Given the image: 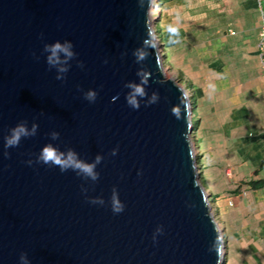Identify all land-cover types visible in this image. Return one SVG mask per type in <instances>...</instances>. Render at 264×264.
<instances>
[{
    "label": "water",
    "instance_id": "obj_1",
    "mask_svg": "<svg viewBox=\"0 0 264 264\" xmlns=\"http://www.w3.org/2000/svg\"><path fill=\"white\" fill-rule=\"evenodd\" d=\"M155 7L153 0H0V264H24L21 254L27 264L225 263V238L198 182L194 111L164 76ZM66 40L76 57L50 70L44 45ZM136 49L148 54L140 63ZM61 66L68 72L58 73ZM138 73L147 74L146 94L133 109L125 85H141ZM90 90L94 103L84 99ZM21 121L28 132L38 125L36 135L5 149ZM46 144L65 159L69 149L88 164L103 157L99 179L36 163ZM114 188L121 213L112 210Z\"/></svg>",
    "mask_w": 264,
    "mask_h": 264
},
{
    "label": "rangeland",
    "instance_id": "obj_2",
    "mask_svg": "<svg viewBox=\"0 0 264 264\" xmlns=\"http://www.w3.org/2000/svg\"><path fill=\"white\" fill-rule=\"evenodd\" d=\"M153 1L156 3L154 10L157 9L158 12L153 11V17L157 19L153 21L152 26L156 31L155 37L160 57L162 60L165 59L164 76L181 87L189 99L195 96L194 82L200 81L203 75H207L209 68L212 67L210 65L208 67L207 63L215 58L222 59L216 64L218 68H221V64L226 66L223 73L233 72L231 79H226L225 82L219 81L220 77L216 78L218 87L225 86L229 96L239 91L236 87L237 85L239 87L242 81H244L243 84H249L251 81L255 84L259 83L257 79L261 74L264 76V57H260V54L264 55V51L260 53L258 47L254 49L252 38L257 34V28H261L264 24V0H255L254 7H251V0ZM246 7L252 9L246 11ZM168 25L177 27L182 37L179 36L170 43L169 35L164 30ZM229 30L233 33L228 32L226 36ZM247 39L250 40V44H239ZM217 67L213 66L211 69L216 72ZM209 76L211 79L214 77L211 74ZM237 81H240L239 84ZM252 94L254 97L250 94H246L245 99L241 97L240 103H249L250 100V103H261L260 112L264 113V90H253ZM228 103L234 102L229 100ZM209 108L210 105L206 103H199L198 109L193 108L191 104V109L193 111L196 109L192 116L191 139L197 166L201 167L198 182L205 187L209 195L212 214L220 234L223 238L227 234L229 238L228 244L225 242L222 249L225 253L224 264H233L231 255L234 252V240L230 237V232L227 233L225 230V219L215 199L222 190L218 188L217 183H220V180H216L207 147L208 126L210 128L211 123L208 119ZM195 121H198V125H195Z\"/></svg>",
    "mask_w": 264,
    "mask_h": 264
},
{
    "label": "crops",
    "instance_id": "obj_3",
    "mask_svg": "<svg viewBox=\"0 0 264 264\" xmlns=\"http://www.w3.org/2000/svg\"><path fill=\"white\" fill-rule=\"evenodd\" d=\"M251 2V7H254L255 0ZM246 8V11L252 9ZM259 30L260 27L252 38L254 49ZM225 35L228 36V31ZM179 36L182 37V34ZM249 41L247 39L239 44L245 45ZM260 57L264 55L260 54ZM219 60L212 59L207 63L208 67H217ZM223 65L217 67L216 72L209 68L208 76L203 75L200 81L194 82V94L198 105H210L207 147L216 180H220L218 188L222 190L216 195L217 204L225 219V230L234 240V252L230 254L233 264H264V187L250 186L252 181L264 180V113L260 112L261 103H250L251 100L240 103L241 97L245 99L246 94L254 97L253 90H264V76L261 74L257 79L258 84L253 81L239 84L240 81H237L239 87L236 84V89L240 92L229 96L228 89L225 86L220 88L216 83L217 77L221 82L231 79L233 72L223 73L226 69ZM210 74L214 76L212 79ZM229 100L234 103H228ZM226 240L228 244L227 234Z\"/></svg>",
    "mask_w": 264,
    "mask_h": 264
},
{
    "label": "clouds",
    "instance_id": "obj_4",
    "mask_svg": "<svg viewBox=\"0 0 264 264\" xmlns=\"http://www.w3.org/2000/svg\"><path fill=\"white\" fill-rule=\"evenodd\" d=\"M142 7V4L140 5ZM264 18V17H263ZM164 30L169 35V42L172 43L174 39H176L179 35L178 28L172 25H168ZM260 31V30H259ZM228 32L233 33V31L229 30ZM149 37L145 39L144 43L147 44V40ZM257 44H258V37H257ZM73 44L70 41H65L61 44L59 41L55 42L54 44H45L44 45V52L50 53L46 57V63L51 70L53 67L57 65H67L69 60H73L76 57V53L72 51ZM264 51V50H263ZM261 51L260 53H262ZM63 53L65 59L62 61L59 57V54ZM147 53L143 49H136L133 52V56L136 58V62L140 63L141 61L147 58ZM263 55V54H261ZM263 60V59H262ZM107 63V61H105ZM78 67L83 68L84 65L82 62L77 63ZM69 70L66 66H61L57 68L58 73H67ZM142 77L141 85H133V84H126L125 87L131 88L132 93L129 94L127 99V104L130 105L133 109H139V103L136 100L137 96L143 97L145 93V89L142 86L143 84L147 83V74L146 73H138ZM57 80H64L65 75H57ZM97 98L96 91H88L84 93V99L89 101L90 103H94ZM116 97L113 98L115 100ZM158 99L156 93H153L152 100L149 102V105L154 104ZM191 101V99H190ZM192 104V102H191ZM148 106V105H146ZM187 110V105H185V111ZM172 115L175 116L178 120L181 119V110L179 105H174L171 109ZM26 121H21L15 128L10 129V135L4 137V147L5 149L17 147L19 145L20 140L22 137H31L35 136L37 132L38 125L33 124L32 131L28 132L24 127ZM52 140H58L60 134L58 132H52L51 134ZM118 149H113L111 155L115 156L117 154ZM5 156L8 155L7 152L4 153ZM103 157L97 156L95 158V162L92 164L84 163L76 159V154L69 149L67 153V158H64V154L61 153L57 147H54L52 144H46L40 151L39 156L37 157L36 163H43L46 165H52L59 167L61 172L67 171L68 168H72L73 171H77V175H82L84 178H90L92 181H97L99 179V173L95 171L96 165L100 164ZM31 165V161L28 162ZM84 191H86L84 189ZM93 204H103L104 201L102 199H94L90 201ZM112 210L114 213H121L124 210V205L120 202L118 198V193L116 189H113V195L111 198ZM162 227H158L156 232L153 235V240H155L156 235L162 234ZM209 251H216V243L214 242L212 247ZM21 261L24 264H27L25 259V255L21 254Z\"/></svg>",
    "mask_w": 264,
    "mask_h": 264
},
{
    "label": "trees",
    "instance_id": "obj_5",
    "mask_svg": "<svg viewBox=\"0 0 264 264\" xmlns=\"http://www.w3.org/2000/svg\"><path fill=\"white\" fill-rule=\"evenodd\" d=\"M191 100H192L193 108L198 109V103L196 102V97L194 95L191 98ZM196 109L194 111V114L196 112ZM195 125H198V121H195ZM196 139L197 140L199 139L198 136H196ZM203 167H204V163H203ZM250 186H251V188H262V187H264V180L252 181V182H250ZM215 199L217 200V196H215ZM225 242H226V235H225Z\"/></svg>",
    "mask_w": 264,
    "mask_h": 264
},
{
    "label": "built area",
    "instance_id": "obj_6",
    "mask_svg": "<svg viewBox=\"0 0 264 264\" xmlns=\"http://www.w3.org/2000/svg\"><path fill=\"white\" fill-rule=\"evenodd\" d=\"M257 47L259 49V51H263L264 50V24L262 25V27L260 28L259 34H258V44ZM220 237L222 238V234H220Z\"/></svg>",
    "mask_w": 264,
    "mask_h": 264
},
{
    "label": "bare ground",
    "instance_id": "obj_7",
    "mask_svg": "<svg viewBox=\"0 0 264 264\" xmlns=\"http://www.w3.org/2000/svg\"><path fill=\"white\" fill-rule=\"evenodd\" d=\"M153 11L158 12L157 9L156 10H153ZM152 13H154V12H152ZM156 19H157V17L156 18L153 17V20H156Z\"/></svg>",
    "mask_w": 264,
    "mask_h": 264
}]
</instances>
